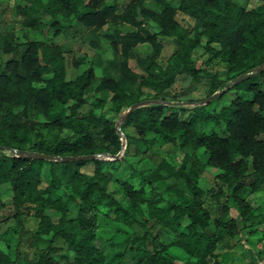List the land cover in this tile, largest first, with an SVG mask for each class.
<instances>
[{
  "label": "trees",
  "instance_id": "16d2710c",
  "mask_svg": "<svg viewBox=\"0 0 264 264\" xmlns=\"http://www.w3.org/2000/svg\"><path fill=\"white\" fill-rule=\"evenodd\" d=\"M22 1L26 5L17 10L24 18L23 26L51 32L53 37L60 35L62 28L71 21L92 29H99L109 22H121L140 31V34L118 39L121 54L135 64V69L129 68L126 62L113 64L120 78H105L97 86L96 92H106L104 102L111 105L110 110L116 115L123 107L130 109L142 102L139 100L142 88L154 92V101L160 103L135 109L120 122L119 129L123 132L131 128L138 138L152 133L182 152L188 147L194 151L204 149L208 154L206 166L219 171L216 195L223 196L226 203L222 206L220 218L214 222L198 201L202 191L197 182L189 174L163 161L154 177L159 179L168 175L183 181L194 201L184 207L175 203L161 209L148 204V215L166 227L170 225L171 213L180 212L186 217L187 232L181 233L173 245L195 259L196 264H204L213 257L216 230L225 232L231 239L240 237L241 226L245 227L253 218V208L242 193L246 188L252 192L264 189V93L257 84L250 83L257 75L247 77L254 68L264 64V0H256L255 7L248 11L232 0H180L179 10L194 20V29L205 39L204 50L209 55L207 62L219 59L231 69L241 71L232 78V86L215 99L220 100L231 89L243 85H246L251 99L236 96L218 113L209 112L205 105L195 104L192 108H179L168 115L164 114L167 106L158 97L173 86L177 76H191L196 83L200 82V76L190 58L199 46V40L191 38L188 31L173 20V10L165 0H152L158 13L146 10L141 0H135L123 14H118L122 0ZM138 16L152 20L157 31L146 30L143 22L136 20ZM140 44L151 49L144 58H139L133 52V48ZM3 45L5 54L16 52L8 40ZM165 45H171L175 50L163 61L160 56ZM93 47L98 49L100 45L94 43ZM18 56L6 61L0 72V190L4 189L10 196L9 204L15 212L13 220L19 225L20 232L23 230L21 215L24 209H28L25 208L28 199L32 195L37 198L47 196L44 203L30 208V216L38 222L33 239L45 240L48 244L37 264H57L51 249L58 243H64L72 253V264H105V254L94 246V221L85 215L84 208L98 194L111 220L132 225L145 202L143 189L135 190L123 181L121 186L129 204L123 208L98 182L109 180L101 172L102 161L89 159L92 155L110 154V146L119 148L116 123L79 113L86 105L89 87L94 79L92 68L75 79H68L61 48L38 41L26 43ZM256 59L257 63L253 64ZM213 83L222 86L216 78ZM40 119L71 138H59L47 152H42L37 144L33 152L27 148V142L34 130L33 122ZM89 124L102 127L103 139L109 143L108 146L96 144ZM205 124L223 126L222 135L213 131L200 133L197 127ZM124 137L127 138L125 133ZM27 154H41L60 160L53 162L23 156ZM79 157L85 159L61 160ZM90 163L94 166L93 173L82 172L81 169ZM46 165H49L50 180L48 186L40 190ZM57 170H60L64 183L71 190L69 201L76 203L79 199L84 207L79 208L76 217L71 220H66V204L60 199L49 198L63 184ZM221 184L228 186L231 191L229 195L224 194ZM231 211L235 212L236 217L231 216ZM47 212L60 216L57 218ZM68 223L73 224L76 233L67 231L65 225ZM167 250V246L153 251L138 247L130 255L128 264H186L167 258L164 255ZM263 258L264 251L253 252L249 264H259ZM0 264H16V261L9 260L0 252Z\"/></svg>",
  "mask_w": 264,
  "mask_h": 264
},
{
  "label": "rangeland",
  "instance_id": "374dc122",
  "mask_svg": "<svg viewBox=\"0 0 264 264\" xmlns=\"http://www.w3.org/2000/svg\"><path fill=\"white\" fill-rule=\"evenodd\" d=\"M134 1L122 0L118 14L126 12ZM165 1L173 10V20L186 29L191 38L195 37L199 40V46L192 52L190 58L198 76H200V82H194L193 78L188 75L177 76L173 86L158 97V100L167 106L164 114L168 115L179 108H192L195 104L204 102L211 97V100L201 103V105H205L209 112L215 113H218L236 96L250 100L251 95L246 92V85L231 89L220 100L215 99V96L221 95L232 86V78L240 74L241 71L237 68L231 69L219 59H213L208 63L209 55L204 50L205 39L200 36L198 30L194 29V20L179 10L180 0ZM232 2L247 11L253 9L256 4V0H232ZM141 3L146 10L158 13L152 0H141ZM25 5L26 3L22 0H0V72L6 61L19 57V53L22 52L28 42L38 41L59 46L64 55V66L68 79H75L88 68H92L94 71V79L89 87L86 105L79 110L80 115L102 117L117 124L128 109L123 107L118 115L114 114L110 110L111 105L104 102L106 92H96V88L105 78L113 80L120 78L113 64L126 62L129 68L135 69V64L126 60L121 54V44L118 39L121 36L140 34V31L121 22H109L99 29H92L71 21L68 22V26L62 28L60 35L53 37L51 32L35 31L23 26L24 18L17 8H23ZM136 20L142 21L146 30L157 31L155 24L149 18L144 19L138 16ZM5 40L9 41L16 52L4 53L3 44ZM94 43L99 44L100 47L95 49ZM174 50L173 46L165 45L160 56L161 60L166 61ZM133 52L139 58H144L150 54L151 49L145 44H140L133 48ZM257 61L258 59L254 60L253 64ZM258 68H254L253 72ZM254 75L257 77L250 83L257 84L264 93V68ZM214 78L217 82H221L222 86H216L213 83ZM154 96V92L142 88L139 93V100L154 101ZM33 123H35L34 130L27 142V148L33 152L35 151L34 146L37 144L41 146L42 152H47L59 138H71L67 133L53 129L44 120L40 119ZM88 127L96 144L109 145L103 139L101 126L89 124ZM197 129L200 133L207 134L213 131L221 136L224 128L214 124H205L199 125ZM124 133L127 138L124 137ZM117 134L119 137L118 149L110 146V154L92 155L89 159L102 161L101 172L109 180H98V182L123 208H127L129 204L121 182H128L135 190H144L145 202L141 205L140 213L135 215V221L132 225L111 220L108 217L107 207L99 199L98 194L90 199V205L85 208L79 199L76 203L70 202L71 190L64 183L60 170H57L56 173L63 184L51 193L49 198L60 199L66 204L68 209L66 220L74 219L78 209L84 208L85 215L94 221V246L105 254V264H128L130 255L136 248L140 247L153 251L155 249L160 250L164 246L168 248L164 253L167 258L186 264H196L195 259L189 258L183 250L173 245L181 233L187 232L188 220L186 217L180 212H173L169 218L170 225L166 227L158 220L150 218L147 210L148 204H152L157 209L175 203L184 207L193 203V197L183 181L170 178L168 175L156 179L154 173L165 161L174 169L189 174L202 191L198 200L199 203L208 212L210 219L216 222L221 216L222 206L226 204L223 196L218 197L216 195L215 184L219 171L206 166L208 154L204 149L194 151L188 147L182 152L152 133L146 134L143 138H138L131 128H127L123 132L117 128ZM115 156L118 158L115 159ZM93 170L92 163L81 169L82 172L89 174H92ZM95 179L97 180L96 176ZM49 180V165H46L43 169L39 189H45ZM243 181L246 182V179ZM220 187L224 194H230L231 191L227 185L221 184ZM242 197L252 206L253 218L245 224V227L241 226V235L235 239L229 238L225 232L216 230L214 255L204 264H249L253 252L264 251V189L259 192H252L246 188ZM46 198L47 196L37 198L32 195L28 199L25 205V208L28 209H24L21 215L23 230L20 232L19 225L13 220L15 212L9 204L10 196L6 194L4 189L0 190L2 232L0 235V252L5 254L9 260L16 261V264H37L42 250L48 248L45 240L36 241L33 239L38 222L30 216L32 214L30 208L44 203ZM47 214L55 215L57 218L60 216L53 212H47ZM231 216L236 217L235 212L231 211ZM65 227L71 234L77 232L71 223L66 224ZM51 251L57 264H72L73 255L64 243H58ZM259 264H264V258Z\"/></svg>",
  "mask_w": 264,
  "mask_h": 264
},
{
  "label": "water",
  "instance_id": "95a60500",
  "mask_svg": "<svg viewBox=\"0 0 264 264\" xmlns=\"http://www.w3.org/2000/svg\"><path fill=\"white\" fill-rule=\"evenodd\" d=\"M264 68V64L261 65L255 72L253 73H250L247 77H251L253 76L254 74H256L257 72H260L262 69ZM211 98H209L208 100L204 101V102H200L198 103V105H201V103H205V102H208L209 100H211ZM152 103H160V102H156V101H142L140 103H137L135 105H133L130 109H128V111L122 116L121 120L117 122L116 124V127L119 128V125H120V122L123 121L125 118H127V116L129 114H131L135 109H138V108H141V107H144V106H147V105H150ZM23 156H26V157H29L31 159H37V160H48V161H54V162H57L58 158H55V157H50V156H45V155H41V154H27V155H23ZM104 156V155H102ZM115 159L118 158V156H115L114 157ZM85 159V157H79V158H63L61 160L63 161H75V160H83Z\"/></svg>",
  "mask_w": 264,
  "mask_h": 264
}]
</instances>
